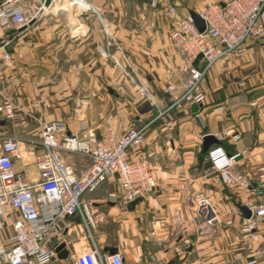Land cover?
<instances>
[{
    "label": "crops",
    "instance_id": "0c3cea01",
    "mask_svg": "<svg viewBox=\"0 0 264 264\" xmlns=\"http://www.w3.org/2000/svg\"><path fill=\"white\" fill-rule=\"evenodd\" d=\"M88 1L92 10L55 3L12 37L0 27L1 54L13 59L0 61V106L7 99L15 108L12 120L0 114V138L20 140L15 170L34 184L39 173L29 147L40 140L42 125L64 122L78 134L86 123L116 139L149 126L144 151L154 154L156 188L134 211L113 201L120 193L116 182L84 196L96 220L92 239L79 215L61 220L46 248L56 252L65 244L70 256L51 264H74L93 243L104 256L116 250L125 264H264L262 237L256 242L244 234L242 221L228 225L236 209L264 203V46L250 41L217 63L201 85V104L167 112L177 96L168 88L187 80L183 69L192 64L170 36L194 9H183L180 0H158L151 8L153 0H133L134 10L130 0ZM166 7L177 8L180 17L168 16ZM194 65L203 68L202 61ZM140 82L154 103L139 96ZM207 136L228 156L240 155L231 183L213 171L209 152L216 146L204 153ZM200 194L218 222L208 224L196 213ZM18 219L5 209L1 238L7 246ZM261 230L264 237V225Z\"/></svg>",
    "mask_w": 264,
    "mask_h": 264
},
{
    "label": "built area",
    "instance_id": "2783aa9c",
    "mask_svg": "<svg viewBox=\"0 0 264 264\" xmlns=\"http://www.w3.org/2000/svg\"><path fill=\"white\" fill-rule=\"evenodd\" d=\"M209 2V0H206ZM46 0H0V27L10 32L27 28L31 22L44 17ZM61 8L76 6L82 10H92L88 0H54ZM160 2L153 0L152 5ZM51 8V7H50ZM171 18H179L175 7H166ZM206 23V31L200 33L190 14L179 20L171 33L173 45L183 57L191 62L183 72L188 76L180 85L168 88L175 93V101L167 112L185 106L199 105L204 101L201 85L209 71L219 62L240 51L248 42L254 41L264 46V0H229L222 4H208L198 13ZM4 47V46H3ZM0 61L12 63L10 54H1ZM203 62V68L194 64ZM140 97L154 103L146 86H137ZM14 104L5 99L0 106V114L8 120L14 118ZM149 126L132 128L115 138L109 131L105 135L82 124L78 134H70L64 122L42 125L40 140L30 142V151L35 155L39 178L34 184L17 174L14 160L20 158L21 142L16 137L0 138V264H51L56 257L54 250L46 248V243L57 233V226L67 217L79 215L86 227L89 238L95 229V215L84 202V196L93 194L108 182H116L120 193L113 201L124 207L145 199L156 188L153 153L145 152L146 132ZM39 148V151H37ZM68 155H80L90 162L89 168L79 174L67 161ZM240 155L228 156L226 151L216 146L209 152L212 169L225 183H231L230 170L236 165ZM196 213L208 224L218 222L217 214L210 200L203 194L194 197ZM19 214L14 224L15 235L10 238V246L1 238V220L5 209ZM250 219L243 220V213L236 209L234 221L229 226L244 222L242 232L261 241L264 237V203L248 207ZM74 264H125L120 254L102 255L93 243L89 249L77 256ZM248 264H257L251 260Z\"/></svg>",
    "mask_w": 264,
    "mask_h": 264
},
{
    "label": "water",
    "instance_id": "95a60500",
    "mask_svg": "<svg viewBox=\"0 0 264 264\" xmlns=\"http://www.w3.org/2000/svg\"><path fill=\"white\" fill-rule=\"evenodd\" d=\"M54 0H46L45 2V7L46 8H50L52 7ZM222 6H225L224 4ZM191 18L193 19L195 26L197 27V29L199 30L200 33H204L206 31V23L205 21L200 17V15L196 12H191L190 13ZM33 24H35V22H31L29 26H32ZM26 28L21 29V31H24ZM18 33V31L16 30H12L8 33V37H12L14 35H16ZM5 41L4 40H0V49L3 47ZM219 144V141L213 137V136H207L204 140V153H208L209 150L213 147ZM143 201V199H139L131 204H129L127 206L129 211H134L135 207L141 203ZM240 210L243 213V216L245 219H250L252 216V212L250 211V209L248 207H240ZM57 244V243H56ZM111 254H117L116 250H110ZM70 254L66 249V245L65 244H61L57 247L56 249V257H54L52 259V262L58 260H67L69 258Z\"/></svg>",
    "mask_w": 264,
    "mask_h": 264
},
{
    "label": "rangeland",
    "instance_id": "374dc122",
    "mask_svg": "<svg viewBox=\"0 0 264 264\" xmlns=\"http://www.w3.org/2000/svg\"><path fill=\"white\" fill-rule=\"evenodd\" d=\"M146 1V0H145ZM181 3H182V7L183 9H186V7L190 6L192 7L193 12L196 11H202L206 8V6L210 3V0L209 2L206 1V0H180ZM68 2V1H67ZM151 3V4H150ZM149 3V8L152 7V1ZM210 4H219V0H215L214 3H210ZM129 7L134 10L136 7H135V1L133 0H130L129 1ZM177 9V8H176ZM197 13V12H196ZM89 160L82 157V156H72L71 159H70V162L80 170V172L82 171H86L88 165H90V162H88Z\"/></svg>",
    "mask_w": 264,
    "mask_h": 264
},
{
    "label": "bare ground",
    "instance_id": "6f19581e",
    "mask_svg": "<svg viewBox=\"0 0 264 264\" xmlns=\"http://www.w3.org/2000/svg\"><path fill=\"white\" fill-rule=\"evenodd\" d=\"M68 0H62V2H67Z\"/></svg>",
    "mask_w": 264,
    "mask_h": 264
}]
</instances>
